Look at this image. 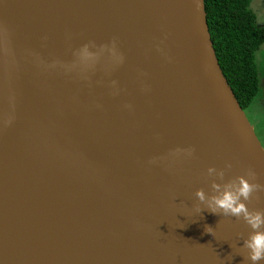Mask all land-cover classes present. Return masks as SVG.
I'll return each instance as SVG.
<instances>
[{"label":"water","instance_id":"95a60500","mask_svg":"<svg viewBox=\"0 0 264 264\" xmlns=\"http://www.w3.org/2000/svg\"><path fill=\"white\" fill-rule=\"evenodd\" d=\"M209 166L264 185L204 0H0V264H248Z\"/></svg>","mask_w":264,"mask_h":264},{"label":"trees","instance_id":"16d2710c","mask_svg":"<svg viewBox=\"0 0 264 264\" xmlns=\"http://www.w3.org/2000/svg\"><path fill=\"white\" fill-rule=\"evenodd\" d=\"M251 0H204L208 31L220 68L244 110L260 90L256 51L264 42V26ZM260 102V100H258Z\"/></svg>","mask_w":264,"mask_h":264},{"label":"clouds","instance_id":"9594fccd","mask_svg":"<svg viewBox=\"0 0 264 264\" xmlns=\"http://www.w3.org/2000/svg\"><path fill=\"white\" fill-rule=\"evenodd\" d=\"M189 154L191 153L189 152ZM226 167H230V165H226ZM206 172L210 177H218L223 183L212 179L210 187L214 191L211 194L205 193L202 188H196L194 191L196 203L192 205L193 211L199 213L203 205L213 214L219 213L222 216L242 219L248 226L249 232L239 245V248L243 249L245 253L241 256L248 264H260L264 261V210H250L245 201H248L257 191H264V185L252 180L255 173L251 170L228 180L223 179V169L209 166ZM211 229L205 225V231L211 233ZM228 259H231V255L228 256Z\"/></svg>","mask_w":264,"mask_h":264},{"label":"rangeland","instance_id":"374dc122","mask_svg":"<svg viewBox=\"0 0 264 264\" xmlns=\"http://www.w3.org/2000/svg\"><path fill=\"white\" fill-rule=\"evenodd\" d=\"M250 7L256 12L257 20L264 26V0H251ZM255 57L261 75L260 90L256 94L254 102L244 108V112L264 147V42L257 49Z\"/></svg>","mask_w":264,"mask_h":264}]
</instances>
